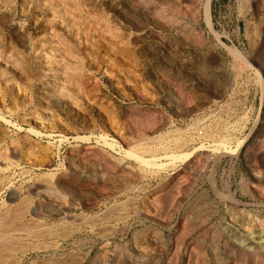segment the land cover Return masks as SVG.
Segmentation results:
<instances>
[{
  "label": "rangeland",
  "instance_id": "rangeland-1",
  "mask_svg": "<svg viewBox=\"0 0 264 264\" xmlns=\"http://www.w3.org/2000/svg\"><path fill=\"white\" fill-rule=\"evenodd\" d=\"M5 217L0 264H264V0H0Z\"/></svg>",
  "mask_w": 264,
  "mask_h": 264
},
{
  "label": "bare ground",
  "instance_id": "bare-ground-1",
  "mask_svg": "<svg viewBox=\"0 0 264 264\" xmlns=\"http://www.w3.org/2000/svg\"><path fill=\"white\" fill-rule=\"evenodd\" d=\"M202 9L200 11V14L204 16L205 20L208 22V24L211 23V13H210V4L209 2L203 3L202 5ZM231 48V47H230ZM235 48V47H234ZM234 50V54L235 56H237L239 59L242 60V62L248 64V61L246 60V58L244 57V55L242 54V52L238 49H231V51L233 52ZM209 130H207L208 132ZM206 132V133H207ZM209 133V132H208ZM158 139V137H157ZM180 141V140H179ZM182 143V141H180ZM179 142V143H180ZM157 148H149L146 147L145 145H141V147L137 148V149H131L128 151V153L132 154L133 156H135L139 161L144 162L149 164L150 161L148 159H146L143 155H140L139 151H156ZM152 155H156V152L151 153ZM155 164V163H154ZM18 208V207H17ZM19 209V210H18ZM16 209V213H15V217L13 218V220L18 221V220H22L25 217V210L23 208H18ZM18 210V211H17ZM24 210V211H23ZM8 211V210H7ZM6 211V212H7ZM28 212H30L28 209L26 210ZM11 213V212H10ZM31 213L36 215L35 210H31ZM27 214V213H26ZM6 215V214H5ZM8 216V215H7ZM4 217V216H2ZM7 217L3 218L0 220V250H11L13 249V245L11 244V241L14 239H20L21 236L19 234V232H22L21 227L15 225V222L12 220L13 223L8 224V222H5V219ZM34 219V218H33ZM32 219V220H33ZM30 220V219H29ZM59 220V219H57ZM10 221V220H9ZM25 221V220H24ZM62 223H67L64 221H61ZM21 223V221H20ZM14 225V226H13ZM30 228L26 227V230L23 229V231H26V233H34L36 234L37 232L29 230ZM52 229V228H51ZM47 230V229H46ZM48 231V230H47ZM13 232H16V235H14ZM47 233V232H46ZM19 234V236H17ZM15 242V241H14ZM16 243V242H15ZM15 248V247H14ZM21 249V248H20Z\"/></svg>",
  "mask_w": 264,
  "mask_h": 264
}]
</instances>
